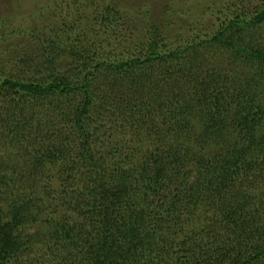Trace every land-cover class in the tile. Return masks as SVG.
Listing matches in <instances>:
<instances>
[{"label":"trees","instance_id":"obj_1","mask_svg":"<svg viewBox=\"0 0 264 264\" xmlns=\"http://www.w3.org/2000/svg\"><path fill=\"white\" fill-rule=\"evenodd\" d=\"M93 1H2L0 264H264V0L123 56Z\"/></svg>","mask_w":264,"mask_h":264},{"label":"rangeland","instance_id":"obj_2","mask_svg":"<svg viewBox=\"0 0 264 264\" xmlns=\"http://www.w3.org/2000/svg\"><path fill=\"white\" fill-rule=\"evenodd\" d=\"M2 1L4 0H0V11L2 9H5L6 7V6L1 7ZM107 1L109 0H94L93 5H89V3L84 2L83 5L85 6L82 12L83 14L86 15L85 18L83 19V23H82L83 25L79 26L80 33L88 32V30L91 31V27L93 28L92 26L93 22L90 19H87L88 14H95V11H97L100 7H102V5H104ZM113 1H115L121 7V9L119 8L120 15H119V19L117 20H119V24H120V31L118 32V36H119L118 40L120 41V44L122 46L121 47L119 45L120 50H118V52L114 54L123 56L121 55L123 54L121 50L124 46L128 48L131 47L135 51L136 47H134V45L138 46L139 43L141 44L145 41L144 39L146 38H143V36L144 37L146 36L144 32L146 33L147 24L149 21L145 13L149 11L151 17H153L152 20L161 21L157 17L162 16V14L164 13L165 10L164 6L166 5V3L164 0H113ZM224 1L225 0H171V3L177 6H181L180 9H184V8L190 9L191 15L190 14L186 15L182 13V15H179V17H177L178 19L175 18L176 20L181 21L180 22L181 25L175 23V19H173L175 17L174 15H172V17H169L170 19H167V21L168 23L169 22L171 23L170 24L167 23V26L165 25V27L163 28L161 27L163 34L162 38L164 42L167 45L173 47L182 46L185 43V41H187L192 37L194 33L198 34V32H196L197 29H195L194 32H192V30L189 31L187 30L186 28L188 25L187 23H189L188 19L190 18L193 19V23L195 24V27L198 26L196 22L201 20V18L204 19L203 22L205 23H209V22L216 23L215 18L210 15L211 12L210 14H205L206 13L205 8L215 4H219L220 6H222L224 4ZM58 2H61L62 3L61 5L66 8L69 4L73 5L72 3L73 0H58ZM40 4L42 3L40 2ZM145 6L146 9L144 10ZM167 10H169V15L173 13V12L171 13L170 11L172 10L171 8L168 7ZM63 14H65V11L63 12ZM157 25H160L159 22H157ZM205 26L208 27V24ZM10 39L12 41L15 40L14 36L10 37ZM24 40L25 41L29 40V37L24 38ZM118 44L119 43H117V46ZM111 50L112 49H108V51ZM8 69L10 68L8 67L7 70Z\"/></svg>","mask_w":264,"mask_h":264}]
</instances>
